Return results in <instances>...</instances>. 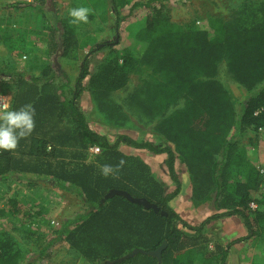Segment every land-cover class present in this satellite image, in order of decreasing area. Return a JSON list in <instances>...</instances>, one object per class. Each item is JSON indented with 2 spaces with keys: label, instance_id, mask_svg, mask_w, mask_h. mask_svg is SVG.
Returning <instances> with one entry per match:
<instances>
[{
  "label": "trees",
  "instance_id": "trees-1",
  "mask_svg": "<svg viewBox=\"0 0 264 264\" xmlns=\"http://www.w3.org/2000/svg\"><path fill=\"white\" fill-rule=\"evenodd\" d=\"M110 1L116 27L136 9L146 14L126 23L122 41L112 48L113 57L102 61L94 72L89 53L98 48L88 49L70 96L65 97L63 91L69 86V76L55 59L72 58L87 46L70 18L52 13L47 24L46 51L56 63L32 59L26 70L0 63V79L10 78L16 85L11 109L25 104L35 109L32 133L21 138L16 149L0 150V181L33 174L52 178L63 187H77L87 210L67 220L61 231L75 225L67 238L84 256L96 259V264H227L233 244L246 238L264 240V174L252 151L259 146L264 129V0L256 7L261 20L255 23L246 25L237 15L230 19L211 16L203 26L195 21L174 22L169 0ZM85 2L80 6L92 9ZM127 6L129 14H121ZM93 17L92 9L89 18ZM0 41L10 52L27 49L14 48L17 38L8 34L0 35ZM137 73L143 74L140 83L113 103L111 97L127 89L131 75ZM58 77L62 84L56 83ZM224 77L240 95L226 86ZM86 78L98 107L110 119L123 123L129 118L127 112L141 114L156 122L153 129L161 143L127 134L110 142L91 129L79 102ZM120 143L166 154L164 164L174 189L168 192L145 162L119 149ZM96 145L103 150V166L113 167L107 176L94 162L85 161L87 150ZM67 156L78 163L70 166ZM177 159L190 172L195 206L212 200L217 210L198 225L189 224L170 205L182 190ZM121 160L125 163L117 167ZM113 189L145 197L161 210L147 209L120 194L106 197ZM23 209L21 200L9 197L0 207V216L20 214ZM234 215L243 220L247 235L227 247L214 242V249H209L206 226ZM62 233L41 246L36 255L39 260ZM164 242L161 261L147 254ZM135 249L144 252L117 262ZM24 254L12 233H0V264H23Z\"/></svg>",
  "mask_w": 264,
  "mask_h": 264
},
{
  "label": "rangeland",
  "instance_id": "rangeland-1",
  "mask_svg": "<svg viewBox=\"0 0 264 264\" xmlns=\"http://www.w3.org/2000/svg\"><path fill=\"white\" fill-rule=\"evenodd\" d=\"M13 1L29 4V6L14 7ZM85 1L91 5L94 17L89 18L86 24L74 26L78 30L80 40L87 44L86 49L76 51L72 58L55 59L69 76V86H66L63 91L65 97L70 96L71 88L75 85L88 49L98 48L89 53L90 71L94 72L102 61L113 57L112 48H115L117 41H122L124 36L122 30L126 23L142 18L146 14L145 10L136 9L128 15L130 8L125 7L121 14L128 15V18L116 27L117 17L111 9L110 0H47L46 4L41 0H0V35L8 34L17 38L14 48H27L10 52L8 47L0 41V63L10 62L19 70H26L32 59L42 63H56L46 51V28L50 17L52 13H56L59 17L70 18L69 9L85 4ZM259 1L261 0H169L168 4L172 20L179 24L195 21L198 26H203L205 20L211 16L230 19L237 15L244 24L248 25L261 20V17L256 15ZM142 76L143 74L139 73L132 74L128 88L114 94L111 101L119 102L129 90L140 83ZM223 80L228 88L240 95L232 81L226 77ZM55 81L57 84L63 83L60 77ZM87 81L88 78L84 81V90L79 102L91 129L107 136L110 142L117 141L121 134H127L135 139H148L161 143L160 136L153 129L156 122L147 121L141 114L127 112L129 118L123 122L124 125L117 118L110 119L107 113L98 107ZM15 91L16 85L12 79L7 77L0 79V97H5L12 102ZM90 148L85 153V161L94 162L97 167L102 168L104 156L102 148L97 153H92ZM119 149L126 155L136 156L145 162L150 174L156 180L163 182L168 192L174 189V183L164 164L165 154L135 150L124 143H120ZM252 151L258 157L257 165L264 168V130L259 146ZM66 161L71 163L70 166L78 163L69 156ZM176 170L181 179L183 193L181 199L175 202V207L180 210L179 214L189 224L198 225L214 213L212 200L202 203L203 206H195L191 195L193 182L190 172L180 160L176 161ZM9 197H17L21 200L24 209L20 214L8 213L0 216V233L10 232L15 236L25 253L23 264H96V259L84 256L72 245L73 240L67 238L70 232H75V225L66 227L63 233L61 231L67 220L76 218L87 210V204L77 187L69 185L63 187L45 175L22 174L19 177L15 175L9 180L0 181V207ZM191 206L199 210L200 214L196 213ZM206 232L211 239L208 245L211 250L214 249V242L227 247L233 240L247 235L243 220L235 215L211 221L206 226ZM61 233L60 239L54 241L46 249L44 258L39 260L36 255L41 246L48 244ZM230 249L233 264H264V240L246 238L230 246L229 251Z\"/></svg>",
  "mask_w": 264,
  "mask_h": 264
},
{
  "label": "clouds",
  "instance_id": "clouds-1",
  "mask_svg": "<svg viewBox=\"0 0 264 264\" xmlns=\"http://www.w3.org/2000/svg\"><path fill=\"white\" fill-rule=\"evenodd\" d=\"M92 12L87 6H78L69 9V23L79 25L88 23ZM35 109L31 104H25L18 110H9L8 105L0 109V150H14L21 138L29 136L35 126ZM125 162L120 161L117 167L123 166ZM102 174L107 176L113 172L111 165H104L101 169Z\"/></svg>",
  "mask_w": 264,
  "mask_h": 264
},
{
  "label": "water",
  "instance_id": "water-1",
  "mask_svg": "<svg viewBox=\"0 0 264 264\" xmlns=\"http://www.w3.org/2000/svg\"><path fill=\"white\" fill-rule=\"evenodd\" d=\"M115 194L124 195L130 201H133V202H135L137 204L144 205L147 209H153L155 212H159L161 210V208L156 203L151 202L147 198H145V197H134L130 193H128V192H126L124 190L113 189L107 194L106 197H111V196H113ZM162 213L166 214L165 211H162ZM166 246H167V243L164 242L158 249L149 251V252H147V254L151 255V256H154V257L158 258L159 261H161L162 253H163V250L166 248ZM139 252H144V251L141 250V249H135L130 254H127V255L123 256L122 258L118 259L117 262H122L125 259L130 258V257L134 256L135 254H137Z\"/></svg>",
  "mask_w": 264,
  "mask_h": 264
},
{
  "label": "crops",
  "instance_id": "crops-1",
  "mask_svg": "<svg viewBox=\"0 0 264 264\" xmlns=\"http://www.w3.org/2000/svg\"><path fill=\"white\" fill-rule=\"evenodd\" d=\"M16 1H13L12 2V6H14V7H17L16 5H14V4H16L15 3ZM13 26L14 27H16V25L15 24H13ZM264 130V129H263ZM263 130H262V132H263ZM166 155V154H165ZM165 158H166V156H165ZM165 158H164V160H165ZM178 160V159H177ZM181 162V161H180ZM171 192V191H170ZM182 193H183V190H181V193L176 197V198H174L173 200H171V202H170V205L172 206V207H175V202H177V201H179V199H181V197H182ZM192 195V194H191ZM192 203V202H191ZM200 206H203L202 204L201 205H199V207ZM192 207V206H191ZM194 207V206H193ZM192 207V209L193 210H195L196 211V213H198V214H200L199 212V210H196V208L194 207L193 208ZM175 210L177 211V212H180V210L177 208L176 209V207H175ZM215 210V209H214ZM217 212V210H215L214 211V213H216ZM224 217H222V218H220V219H223ZM218 220V219H217ZM193 225H195V224H193ZM246 228V227H245ZM247 230V229H246ZM231 234V233H230ZM243 237H245V236H243ZM237 246H239V244H236ZM227 264H233L232 263V260H231V249H230V251H229V254H228V257H227Z\"/></svg>",
  "mask_w": 264,
  "mask_h": 264
},
{
  "label": "built area",
  "instance_id": "built-area-1",
  "mask_svg": "<svg viewBox=\"0 0 264 264\" xmlns=\"http://www.w3.org/2000/svg\"><path fill=\"white\" fill-rule=\"evenodd\" d=\"M0 21H1V19H0ZM4 105H8V108H9V110H10V109H11L12 102H11L10 100H8L7 98L1 96V97H0V109H3ZM100 150H101V149H100L99 146H92V147L90 148V151H91L92 153H97V152H99ZM258 167H259L260 171L264 174V168H262V167H260V166H258Z\"/></svg>",
  "mask_w": 264,
  "mask_h": 264
}]
</instances>
